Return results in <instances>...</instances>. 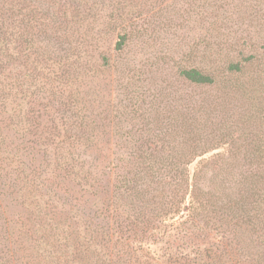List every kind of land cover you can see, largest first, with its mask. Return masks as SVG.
<instances>
[{"label":"trees","instance_id":"trees-1","mask_svg":"<svg viewBox=\"0 0 264 264\" xmlns=\"http://www.w3.org/2000/svg\"><path fill=\"white\" fill-rule=\"evenodd\" d=\"M146 4L0 0V264H264V110L240 120L259 134L189 170L209 152L196 153L202 95L218 92L227 131L233 101L251 103L261 75L244 83L237 59L169 58L187 100L165 78L148 94L157 62L146 59V73L123 62L149 46L161 11ZM170 97L178 107L167 111ZM183 105L187 118L170 119Z\"/></svg>","mask_w":264,"mask_h":264},{"label":"rangeland","instance_id":"rangeland-1","mask_svg":"<svg viewBox=\"0 0 264 264\" xmlns=\"http://www.w3.org/2000/svg\"><path fill=\"white\" fill-rule=\"evenodd\" d=\"M145 1L147 8H150L152 3L156 7L161 5L156 4L154 0ZM164 1L162 6L156 8L157 12H161L154 19L157 24L152 26V30L150 29L149 46L142 53H139L140 49L132 47V52L124 56L125 61H123L124 63H132L136 60L137 63V60H141L143 62L141 68L144 73L150 68L146 59H151L150 63L157 62L156 67L153 68V73L147 75L150 81L146 82L143 87V90L147 91L148 94L155 95L157 93L155 89L159 88L160 90L162 87H166V84L161 83L165 78L169 82L166 91L169 94L180 93L183 97L180 104L187 100L188 90L175 81L174 72L176 69L172 62H169V58H173L177 62L186 59L190 62L189 64L193 62L200 68H209L208 63L211 60H216L215 63L222 66L227 59H237V61L247 62L243 75L246 77L242 79L244 83L250 82L252 77L258 78L257 75H261L262 78L256 79L257 81L254 83V100L251 103L242 102L238 99L233 101L232 113L236 122L233 125L232 121L230 131L221 127V125L227 127L228 121L227 123L225 120L219 121V117L222 118L227 112L219 111L220 109L217 108V100L214 101V98L218 92L213 90L202 95L211 98L208 103L209 109L206 111L208 116L201 114L196 116L201 120V127L197 132L200 137H197V142L203 145L196 153L202 154L204 148H209V152L191 164L189 170L193 174L201 167L202 160L211 159L214 155L225 154L231 140L242 139L251 133L259 134L256 127L243 126L242 123L240 124V120L242 115L246 114L247 109L254 107L258 110H264V0H214L215 4L219 6L216 9L204 7L205 0ZM215 21V27L211 28L210 23ZM213 36H217V38H213ZM209 37L212 38L209 40ZM209 41L210 48L207 49L206 43ZM187 54L192 55L191 60L186 56ZM165 60L171 65L164 64L163 66ZM123 86L125 85L116 86L114 93L116 104L126 98L127 92L125 94ZM199 92L202 93L203 91L199 90ZM172 98L164 100V108L167 111H172L178 107V103ZM196 100L199 101L200 97ZM206 100L204 102H208ZM217 110L221 113L218 117L216 116ZM179 115L181 117L171 114L169 118L179 121L184 119V116L187 118L184 105ZM237 122L238 126H236ZM215 124L220 125L219 133L222 134L217 138L212 136ZM227 132L231 135L227 136Z\"/></svg>","mask_w":264,"mask_h":264}]
</instances>
